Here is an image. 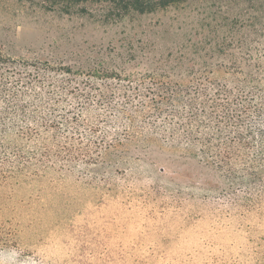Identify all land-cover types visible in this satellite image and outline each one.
I'll list each match as a JSON object with an SVG mask.
<instances>
[{
    "label": "trees",
    "instance_id": "obj_1",
    "mask_svg": "<svg viewBox=\"0 0 264 264\" xmlns=\"http://www.w3.org/2000/svg\"><path fill=\"white\" fill-rule=\"evenodd\" d=\"M59 3L65 8L102 5L104 23L185 10L194 4L212 3L214 8L196 15V27L159 57L165 63L161 69L144 71L155 77L144 87L110 89L109 94L104 90L92 96L91 87L79 88L49 77L43 83L49 90L46 95L37 93L25 102L22 94L11 89L35 87L42 75L9 70L1 59L0 104L6 106L0 110V191H18L56 167L61 172L70 163H96L99 144L51 142L45 136L56 128L53 137L57 139L59 128L52 124L58 106L68 96L76 105L92 97L109 103L117 92H123L128 103L136 99L138 103L129 113L130 121L136 115L147 116L170 131L171 140L185 146L180 156L200 174L211 177L200 185L212 195L195 199L183 198L180 192L155 191L110 196L116 193L112 186L105 190L108 202L117 204L121 198L120 212H113L110 223L113 236L95 243L75 240L70 256L56 252L55 239L28 251L22 245L20 228L29 225L2 216L7 207L0 195V264H264V0ZM171 58L175 66L167 68L166 60ZM215 71L228 77L208 76ZM116 74L114 69L89 73L104 78ZM172 75L186 77L182 79L186 81L173 82ZM44 99L48 113L39 107Z\"/></svg>",
    "mask_w": 264,
    "mask_h": 264
},
{
    "label": "rangeland",
    "instance_id": "obj_2",
    "mask_svg": "<svg viewBox=\"0 0 264 264\" xmlns=\"http://www.w3.org/2000/svg\"><path fill=\"white\" fill-rule=\"evenodd\" d=\"M65 7L59 0H0V60L8 63L9 70L42 75L35 87L11 89L22 94L25 102L37 93L46 95L49 90L43 83L49 77L79 88L91 87L92 96L104 90L109 94L110 89L144 87L155 78L144 71L161 69L165 63L159 57L196 27V15L214 8L212 3L194 4L185 10L104 23L102 5ZM166 64L167 68L175 66L174 59L166 60ZM104 69H114L117 74L111 78L89 75ZM226 75L215 71L208 76ZM170 79L177 82L186 77L172 75ZM46 101H39V107L48 113ZM5 106L0 104V110ZM136 108L137 99L131 105L123 92H117L109 103L92 97L86 104L76 105L68 96L58 106L52 124L59 128L57 139L53 137L56 128L45 137L51 142L90 141L99 144L101 150L94 164L70 163L66 170L60 172L56 167L45 178L18 191L1 189L7 207L2 216L29 225L20 228L22 245L28 251L55 239L56 252L70 256L75 240L95 243L113 236L114 225L110 223L113 212H120L121 198L117 204L108 202L105 190L112 186L116 193L110 196L155 191L180 192L183 198L195 199L212 195L200 185L211 177L200 174L180 156L185 146L172 141L170 131L147 116L136 115L135 121H130L129 113ZM74 113L76 121L72 119ZM194 181L197 184L191 186Z\"/></svg>",
    "mask_w": 264,
    "mask_h": 264
}]
</instances>
